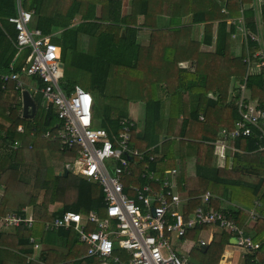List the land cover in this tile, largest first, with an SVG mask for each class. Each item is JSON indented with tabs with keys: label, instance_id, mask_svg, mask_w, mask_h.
<instances>
[{
	"label": "trees",
	"instance_id": "1",
	"mask_svg": "<svg viewBox=\"0 0 264 264\" xmlns=\"http://www.w3.org/2000/svg\"><path fill=\"white\" fill-rule=\"evenodd\" d=\"M131 1L135 5L128 14L122 8V0H20L23 8L33 12L31 27L50 35L51 40L61 48L62 87L71 89L83 83V88L92 94L95 123L116 135L122 131L123 120L132 122V146L150 149L147 155L155 158L150 163L151 169L164 171L177 167V189L181 194L197 196L199 181L205 180L207 186L203 191L208 190L211 194L210 207L224 212L242 229L245 237L259 243L257 249L249 251L251 254L241 251L243 262L255 264L256 261L251 259L256 257L257 264H264V138L261 131L251 125L249 136L231 138L228 142L223 140L232 147L230 163L225 159L223 168L218 165L219 154L215 150L216 142L222 140V130L227 135L235 127L238 119L235 99L246 73V65L242 62L245 48L242 47L241 55L227 52L228 34L235 30V24L228 23L226 19L242 14L248 30L256 32V14L248 6L250 0H225L222 5L210 3V10L193 11L188 25H183L181 16L173 25L161 24L164 21L158 15H154L156 20L147 19L149 0ZM166 1L164 12L171 14L179 6L189 2L195 4L200 0ZM222 8H226L227 13L221 12ZM214 9L219 14L210 19L209 13ZM16 11V0H0V73L20 72L29 53L27 49L16 55V31L8 21L9 17L16 15ZM259 14L262 22L261 44L264 46V3ZM139 15L144 17L145 22H137ZM214 19L217 23H213ZM196 24H203L200 47H197L195 39H190L185 50H181L177 40L174 44L173 37L179 35L180 38L185 29L189 34L191 26ZM142 28H147L151 36L146 46H142L138 39ZM202 46L211 48L204 51ZM248 48L250 53H254L259 45L248 42ZM190 59L194 61L192 68L174 65V62ZM155 64L164 66L159 69ZM170 64L173 67H168ZM116 76H120L122 84L126 80L134 81L131 83L138 88L135 92H154L162 84L165 86L163 91L166 89L165 95L162 98H146L138 118H128L125 102L113 104V108L105 107L98 114L96 101L105 96L109 79L114 82ZM230 78L236 81L231 87L230 99L226 100L224 92L228 90ZM145 80H153L154 86L146 88L142 84ZM245 83L250 100L264 109V76L261 71L248 74ZM37 84L42 86L38 80ZM167 92L170 99H166ZM21 93L12 82H8L5 88L0 82V216L13 212L31 213L34 223L29 228L19 226L9 229L7 235V231L0 232V264H36L32 259L34 244L30 239L46 242L51 237L67 244L66 255L61 260L67 262L63 264H94L97 260L94 257L85 255L75 259L86 254L87 250L75 231H51L44 226L64 211L82 215L95 212L105 217L101 187L75 175L70 180V171L67 176L55 172L52 161L62 160L63 165L70 162L76 157L77 147H67L54 138L60 129V120L53 106L44 103L39 94L32 97L36 105L33 117H23L22 103L15 101V96H21ZM18 126L22 127V131L18 130ZM243 152L257 153L258 157L254 161H246L241 159ZM174 153L180 157L177 162L172 160ZM189 157L194 158L192 176L185 174ZM55 203L60 206L53 207ZM89 228L93 229V226ZM10 231L13 233L9 234ZM234 236L219 231L212 239L210 245L215 248V264L224 244L234 243ZM47 248L40 256L45 262L43 264H50L45 258L48 250L57 251Z\"/></svg>",
	"mask_w": 264,
	"mask_h": 264
},
{
	"label": "built area",
	"instance_id": "2",
	"mask_svg": "<svg viewBox=\"0 0 264 264\" xmlns=\"http://www.w3.org/2000/svg\"><path fill=\"white\" fill-rule=\"evenodd\" d=\"M16 1V15L8 19L16 31V55L27 49L29 53L20 72L11 68L9 73H0L2 88L12 82L16 90L29 89L31 97L39 94L44 103L53 106L61 123L54 138L67 147H77L76 157L71 160L78 165L76 172L101 187L105 205V217L95 212L82 215L64 211L46 223L44 228L75 231L78 240L87 246L85 255L97 259L94 264H192L184 247L185 236L191 230L206 225L235 235L231 245L242 251L250 253L257 249L259 243L245 237L242 229L224 212L210 207L211 194L208 190L190 198L177 189L178 168L164 171L151 169L150 163L155 158L147 155L150 149L141 151L130 143L132 122L123 120L122 131L116 135L94 125L92 94L80 85H74L71 89L62 87L60 46L51 40L50 35L31 27L33 12L23 8L20 0ZM263 3V0H250L248 5L256 14V32L248 30L242 14L226 19L228 23L235 24V30L229 31L230 38L234 42L238 40L240 48L246 50L242 57L246 73L235 99L238 111L235 127L227 135L222 130V140H218L225 145L231 138L249 136L251 125L257 127L264 138V109L250 100L245 83L250 73L261 71L264 76V46L261 44L262 22L259 14ZM221 12L227 13L226 8H222ZM248 42L257 43L259 49L250 53ZM37 80L42 86L37 84ZM18 130L22 131V128L18 127ZM105 159L112 160L111 169L104 163ZM33 223L31 213H8L0 216V232L19 226L29 228ZM90 225L93 229L89 228ZM171 235L182 240L181 252L171 245ZM30 241L34 249L39 248L33 238ZM203 246H208V242L200 240L199 248ZM251 261L257 264L256 257Z\"/></svg>",
	"mask_w": 264,
	"mask_h": 264
},
{
	"label": "rangeland",
	"instance_id": "3",
	"mask_svg": "<svg viewBox=\"0 0 264 264\" xmlns=\"http://www.w3.org/2000/svg\"><path fill=\"white\" fill-rule=\"evenodd\" d=\"M187 2H189V1H187ZM210 3L222 5L225 3V0H200V1L196 2L195 4H192L191 2H189V4L182 6L178 9H175L174 12L171 14H165V15L161 16V18H159V19H162L164 22H160V23L173 25L177 22V20L179 19V16L185 17L186 15H189V14L191 15V13L193 11H196L198 9H203L204 7L208 6ZM214 12L217 13L218 11L215 10ZM209 15L211 17L210 19L214 18V17H212L213 15L211 13H209ZM187 33H188V31L185 29V33H183V35H180V38L177 41V43L180 44L179 48L181 50H185L186 44H187L188 40H190V39L191 40L195 39V41L197 42V47L199 48L200 43H199L198 37L200 36V34L198 32L197 25H195V26L192 25L190 28V33L189 34H187ZM141 38H143V36H141ZM227 40L229 43V46H227V52L231 53V51H232L233 53L235 52V53L241 55L242 48H240L241 45H240L239 41L238 40H237V42L232 41L229 34H228ZM201 48H203V46ZM61 64H62V61H61ZM174 65L179 67L178 63L174 62ZM159 67H161V66H159ZM168 67H173V66H172V64H170V65H168ZM72 71L75 72L76 70H72ZM62 74H63V66H62ZM148 79H150V78H148ZM131 81H130V85H128V82H129L128 80H126V82L124 84H122V79L120 78V76H116V79L114 80V82H113V79L110 78L107 93L105 94V96L99 97L98 100L96 101L95 108L97 109V113L98 114L101 113L105 107L113 108V104L121 105L122 103L125 102V107L128 109V114H130L132 116V117H128V118L129 119L136 118L134 112L130 111V109H129L132 107V105H130L129 103L135 102L137 104H140V107H142V111H143V106H144L143 103L145 102L144 100L146 98H153V97L162 98L165 95L166 89H164V91H163L162 87L164 85H162V84L158 85V89H155L154 92H150V93H146L144 91L135 92V90H138V88L135 87L131 83ZM152 81L153 80H145V82L144 83L142 82V84L145 85L146 88H147V86L152 87V86H154V83ZM235 81H236L235 79L230 78L229 81L227 82L229 85V89L225 90V92H224V97H225V99L227 98L226 100L230 99V97H231V87L233 86ZM132 82H134V81H132ZM112 84H113V87H112ZM81 86L84 87V84L82 83ZM167 94H168V92H167ZM120 95H121V97H120ZM19 97H20V95H19ZM167 98L170 99L169 94H168V97H166V99ZM135 100H138L139 102H136ZM94 125L99 126V124L95 123V122H94ZM215 145H216L215 150L219 154V157H218L219 161H217V162H218L219 167L221 168L222 166L225 165V162H224L225 159H227V162L230 163L232 147H231V145L230 146L228 144L225 145V143H221L219 141L216 142ZM139 150L142 151V149H139ZM251 157L252 156L247 157L246 155H243V156H241V159L246 160V161H250ZM179 159H180V157H179L178 153H174L172 155V160H174L175 162H177V160H179ZM251 160H255V158H253ZM186 161L193 164V168L187 169L185 171V174L187 176H191V175H193L194 169H195L194 168L195 167L194 166V158L193 157L187 158ZM63 163L64 162H62V160H59V159H54L52 161V165H53L52 167L54 168V170L57 174L62 173L64 168H67L68 171L71 172L70 177H69L70 180H72V175H75V176H78L81 178V174L76 172L79 169L78 165L76 163H72V161H70L64 165H63ZM104 163L106 164V166L109 169H111V166H112V160L111 159H105ZM68 166H69V168H68ZM176 166H178V165H176ZM67 175H68V173H67ZM59 206H60L59 203H55L53 207L58 208ZM251 217H252V219H254L253 214ZM218 232H219V229H216L212 226H207V225L204 226L203 228H200L197 230H191L190 232H188V234L185 236L184 247L187 250V255L189 256V258H193V259L199 261L201 264H215L214 254H213V251L215 248H214L213 244L210 245V242L212 241V239L216 236V234ZM200 240H204V241L208 242V245H210L208 248V251L202 252L200 250V248H199V241ZM170 241H171V245L178 252H181L180 246L182 244V240L175 238L174 235H171ZM193 243H194V247L192 248ZM241 251L242 250L240 248L232 246L231 244H224V246L221 249V254H220V257L218 259L217 264H244V263L247 264V262H243L244 260H243Z\"/></svg>",
	"mask_w": 264,
	"mask_h": 264
},
{
	"label": "crops",
	"instance_id": "4",
	"mask_svg": "<svg viewBox=\"0 0 264 264\" xmlns=\"http://www.w3.org/2000/svg\"><path fill=\"white\" fill-rule=\"evenodd\" d=\"M263 2H264V0H263ZM135 4L131 1V0H122V8L124 9V11H126L128 14H129V12L131 11V9H132V7L134 6ZM179 6V5H178ZM164 7L165 8H167V1L166 0H149V5H148V12H147V14H146V16H145V18H147V19H151V20H156V17H154V15H158V17L159 18H161V16H163V15H165L166 13L164 12ZM180 7H182V6H179L178 8H180ZM210 6H206V7H204V9L206 8V9H208ZM177 8V9H178ZM208 10H210V9H208ZM207 10V11H208ZM215 10V9H214ZM212 15H213V17L214 16H216V15H218L219 13L217 12V13H215V12H210ZM215 15H214V14ZM157 17V18H158ZM209 17H210V15H209ZM180 20H181V22L183 23V25H188L189 23H190V21H191V15L189 14V15H186L185 17L184 16H181V18H180ZM213 21V23H217V20L216 19H214V20H212ZM137 22L138 23H142V22H145V20H144V17L142 16V15H139L138 17H137ZM197 25V27H198V32H199V34L203 31L202 29H203V24H196ZM195 26V25H194ZM201 35V34H200ZM141 36H143V38H141ZM150 38H151V36L149 35V31L147 30V28L146 29H143L142 28V30H140V32H139V34H138V39L142 42V46H146L148 43H149V41H150ZM158 38H159V36H158ZM178 38H179V35H175L174 37H173V41H174V44H176V40L178 41ZM195 38V37H194ZM198 39H201V37L199 36L198 37ZM228 46H229V43H228ZM211 48V47H210ZM209 47L207 48L206 46H203V48H202V50H204V51H208L209 49H210ZM229 49V48H228ZM230 50V49H229ZM231 51V50H230ZM163 63V62H162ZM157 64H155V66H156ZM162 66H164V64H161ZM161 65H157V67L159 68V69H161V67H159V66H161ZM178 65H179V67H181V68H188V67H193L194 66V61L192 60V59H190V60H180L179 62H178ZM145 65H141V67H144ZM129 81V80H128ZM128 85H130V81L128 82ZM228 89H229V86H228ZM16 98H15V101L17 102L18 100H20V102L22 103V100H21V96L19 97V95H16L15 96ZM136 102H139L138 100H135ZM130 105H132V107L131 108H129L130 109V111H132V112H134V114H135V117L136 118H138L141 114H142V107H140V104H137V103H135V102H131V103H129ZM128 116L129 117H132L130 114H128ZM18 127H21V126H18ZM22 128V127H21ZM243 155H246L247 157H250V156H252L251 157V159H253V158H255V160H256V158L258 157V154L257 153H241V156H243ZM190 158V157H189ZM251 159H250V161H251ZM219 161V160H218ZM254 161V160H253ZM224 166H222L221 168H223ZM177 168V167H176ZM191 168H193V164H191V163H189V162H187L186 163V168H185V171L187 170V169H191ZM192 176V175H191ZM200 192H199V194L197 195V196H190V198H192V197H198V196H200L201 195V193L203 192V190L204 189H206V186H207V184H206V181L205 180H203V179H200ZM0 194H1V190H0ZM186 194V193H185ZM10 233H13L12 231H10L9 232V234ZM6 235L8 234V231L5 233ZM37 242V241H36ZM38 244H39V248L38 249H34V254H33V257H32V259H33V261H35L36 262V264H43V263H45L44 262V260H43V258H41L40 256L42 255V253L44 252L43 250H44V248H47V247H51V248H53V249H56L57 251V253L56 252H50V250H48V252H47V254H45V258H46V260L48 261V263H50V264H57V263H61V264H63V263H65V262H67V260H65V261H61V260H63L64 259V257H65V255H66V245H65V243L63 242V241H59V239L58 238H56V237H51V238H49L46 242H42V241H40L39 239H38V242H37ZM48 249V248H47ZM53 251V250H52ZM72 254H74V252L72 253ZM43 255H44V253H43ZM42 255V256H43ZM60 255V256H59ZM64 256V257H63ZM39 257H40V260H39ZM72 257V259H74L75 257H73V256H71ZM83 257H85V254L83 255V256H80V257H78V258H75V259H80V258H83ZM26 261H27V259H25ZM9 262H10V260H9ZM85 262V261H84ZM80 264H86V263H80Z\"/></svg>",
	"mask_w": 264,
	"mask_h": 264
},
{
	"label": "water",
	"instance_id": "5",
	"mask_svg": "<svg viewBox=\"0 0 264 264\" xmlns=\"http://www.w3.org/2000/svg\"><path fill=\"white\" fill-rule=\"evenodd\" d=\"M60 66L62 67L63 65L60 64ZM21 100H22V113H23V117H28L31 118L33 117L34 113H35V109H36V105L35 102L33 100V98L30 96L29 92L26 90H23L21 93ZM68 173V169L64 168L62 175L66 176ZM207 246H203L200 248V250L202 252H204L206 250ZM190 263L192 264H201L199 261L190 258Z\"/></svg>",
	"mask_w": 264,
	"mask_h": 264
}]
</instances>
